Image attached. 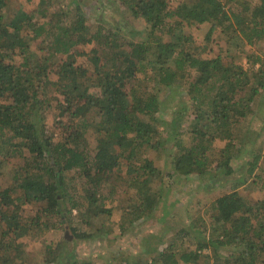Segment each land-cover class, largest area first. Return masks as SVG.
<instances>
[{"label": "trees", "instance_id": "trees-1", "mask_svg": "<svg viewBox=\"0 0 264 264\" xmlns=\"http://www.w3.org/2000/svg\"><path fill=\"white\" fill-rule=\"evenodd\" d=\"M13 1L0 0V166L8 163L7 156L26 153L6 185L0 181V213L4 215L3 209L7 213L0 220L10 231L7 239L4 231L0 236V264H26L15 238L34 228L45 231L42 216H56L58 223H67L72 241L93 238L94 234L72 224L71 208L78 204L72 201L66 209L60 201L71 198L64 182L72 170L76 178H86L90 184L89 206L84 214L107 220L112 208L104 202L112 198L114 188L104 191L105 185L113 169L121 164L119 157L124 158L127 173L134 174L136 189L130 196L132 205L125 206L116 227L122 235L136 222L149 218L163 193L152 184L161 178V171L146 152L166 151L164 144L171 140L176 151L169 157L168 185L174 177L203 175L209 167L208 151L216 140H221L224 145L218 150L214 170L232 181L229 191L215 198L211 223L193 221L198 226L193 238L189 239V228L183 227L151 258L143 261L137 251L122 253L113 261L109 251L104 264H264V194L258 200L249 199L253 190L264 192L260 163L263 153L255 148L264 138L242 143V134L234 128L249 115L264 112L260 97L264 96V57L259 54L264 47L247 53L242 50L244 38L247 45L264 38V0H193L195 3L181 1L175 6L169 0H123L133 16L144 20V28L138 30L127 23L107 21L101 12L98 16L97 6L98 17L88 20L76 2L68 12L62 7L53 10L55 13H50L45 23L42 20L51 12L47 5L51 0H40L31 10L19 7L8 17L6 7ZM193 21L210 22L209 32L221 28L236 47L231 56L242 53L253 66L250 74L242 65L228 63L222 55L203 57L196 51L192 36L177 32L182 22L191 25ZM95 22L98 26L92 25ZM246 29L250 32L245 33ZM133 33H141V41L126 38ZM34 44L42 54L32 49ZM58 55L63 58L53 65L50 59ZM16 57L21 61L17 63ZM78 57L85 59L78 63ZM139 72H144L147 82H154L155 91L148 85L144 89L130 85L134 79L143 80ZM203 87L207 92L202 93ZM159 91L165 92L164 98ZM184 92L187 101L178 97ZM169 98L185 104L173 111L167 122L159 111ZM47 108L60 116L58 123L63 126L61 118H72L70 130L60 141L47 135ZM93 113L98 120L91 117ZM91 128L96 140L93 155L86 134ZM249 133H254L251 128L246 131ZM245 153L248 158L234 166ZM241 165L244 171L233 176ZM3 174L0 171V179ZM214 180L209 185L218 182ZM17 189L24 191L21 202L41 204L40 214L37 212L26 223L18 213L19 197L12 195ZM169 211L165 210L166 214ZM168 216L173 219L170 213ZM107 225L111 227V221ZM168 227L173 229L172 224ZM111 232L116 239L117 230ZM43 247L55 264L76 262L73 250L60 249L52 242Z\"/></svg>", "mask_w": 264, "mask_h": 264}, {"label": "rangeland", "instance_id": "rangeland-1", "mask_svg": "<svg viewBox=\"0 0 264 264\" xmlns=\"http://www.w3.org/2000/svg\"><path fill=\"white\" fill-rule=\"evenodd\" d=\"M122 1L123 0H51L47 4L51 12L43 17L42 22L45 23L46 20L50 19V13H55L52 12L53 10H58L62 7L65 12H68V9L73 8L76 2L80 4L85 13L84 15H86L88 20L94 19L97 15L99 16L101 12L104 18L108 19L107 21L115 20L116 23H119L120 25H123V23H127L131 29H143L145 25L143 23L144 20L133 16V14H131L129 10V7L127 6V10ZM169 1L171 3V6H175L178 2L181 1H186L188 3L193 2V0ZM253 2L257 3L258 0H254ZM38 3H40V0H16L10 2L6 7V14L9 17L12 14L11 11L19 7L25 8L27 10L34 9ZM95 6L98 7L99 12H97L96 16L95 13L97 10H95ZM225 7L228 8V5ZM233 12L239 13V10L234 9ZM5 18H7L6 15ZM231 19H233V16H231ZM7 20L8 19H5L4 21H6L7 23ZM231 21L235 22V19ZM182 23L183 26L181 27V31H179L178 29L177 32H180L186 36L191 35L195 43L196 51L202 52L203 57L222 55L224 60H226L228 63L234 61V63L242 65L243 69L247 70V73H249L250 67L252 65L247 62L245 55H242V53L231 56L233 53H235L236 47L232 42H230L229 39H227V35H225L224 32L221 31V28H216L213 32H209V29L211 27L210 22L203 21L202 23H197L193 21L192 23L194 24L191 25H189L187 22ZM97 24L98 22H95L92 25L98 26ZM101 24L106 23L101 22ZM246 32L249 33L250 29H246L245 33ZM125 36L126 38H128V40L133 39L137 42L141 41V37L143 35L141 33H133ZM241 36L243 37L244 33ZM263 39H255V41L257 42L253 45L249 44V46L245 43L247 42V40L244 38L242 50H244V52L246 53L250 51H258L259 49L264 47ZM86 48H90V45L86 46ZM32 49L39 51V53L42 54V51L39 50L37 44H34ZM259 54L264 57V48L259 50ZM60 58H63V56L58 55L54 57V59L52 58L53 60L50 59V62H52L54 65L57 60H61ZM83 59L85 58L78 57V63L82 62ZM16 60L17 63L21 61L19 57H16ZM257 65L258 64H255L254 66L257 67ZM146 69L150 72V67H147ZM138 76L140 77V79L143 78V80L139 82V80L134 79L130 83L131 86L135 87V85H139L138 88L144 89L146 85H148V88H155L154 82H147V79L144 78V72H139ZM159 92L164 98L166 95L165 92ZM205 92H207V89L203 87L202 93ZM45 94L49 95L50 91H47ZM178 97L181 98L180 100L183 99L184 101H187L188 94L184 92ZM260 97L262 100H264V96H262V94H260ZM166 100L167 99H165L163 101V105L160 106L161 110L159 111V114L164 120L170 122L173 111L183 108L182 106H184L185 103L176 101V98H169L167 101ZM172 104H174V106H172ZM261 104L264 107V102H262ZM44 105H47V103H44ZM45 113L44 123L47 135L51 136L54 141H60L63 135H66L70 130V119L72 118H70L69 116L61 118L62 123L64 124L63 126L62 124L58 123L60 116H56L52 109L47 108ZM262 114L264 115V112H255V114L249 115L245 120L234 127L239 131V133L242 134V143L247 142L250 139L255 140L256 138V140H260L264 138V116H262ZM94 115L95 114L93 113L91 117L95 120H98L96 117H94ZM88 121H90L89 118ZM250 128L254 133L246 134L247 129L250 130ZM257 132L259 133V136ZM86 134L89 141V153L93 155L96 145L95 131L91 128ZM185 139V141H188L187 136L185 137ZM213 145L214 148L211 146L210 150L208 151L209 167L203 175L191 174L187 177H180L179 179H177V177H174L175 180H173V183L171 185H168L169 181L166 173L168 172V170H171L169 157L176 151L173 140L168 141L164 144L166 151H147L146 156L152 159L154 165L161 171V178L156 179L152 184L156 187V189H158V191L161 190L163 195L154 212L149 218L145 219L144 221L136 222L122 235H120L121 233H119L118 227L116 226L117 224L119 225L120 215L123 209H125V206L127 207L128 205H132V202L130 203V196L135 194V191L133 189H136V184L133 181L134 174L127 173L126 160L122 157H119L121 160V164L113 169V172L110 174L109 182L105 185L104 191H107L108 188L113 187L114 193L111 199L108 198L104 202L107 207L112 208V216L110 219H107L108 221L103 220L104 216L101 217V219L104 221V224L101 222V219H98V217L88 218L87 214H84L85 210L89 206L88 204L90 196L89 192L87 191L89 190V182L86 180V178H76L77 173L75 172V170L67 172L64 182V188H66L67 186V192L70 193L71 198L69 199V201H60L66 209H69L72 201L78 204L77 208H71V217L73 219L72 224L74 223L73 226H79L78 228L81 229V231L84 230L87 231V233L94 234L93 238H87L84 240L78 238L72 241V237L70 235L71 227L68 226L67 223H65L64 225L58 223L56 221L58 220L56 216L48 219H45L46 216H42V224L47 225L45 231H40V229L34 228L32 230H27L26 232L19 234V237L17 239L15 238L14 242L21 248V253L24 256L23 258L25 263L55 264L54 260L51 261L48 258L50 254L43 250V246L51 242L55 245L58 244L60 249L63 248L68 251H74V260L76 262H73L72 264H87V262H90V264H104L106 258L108 257L107 253L109 251L110 253L108 254H110L109 256H111L113 261L114 259L119 258V255H122V253H135L137 251H140L143 261L147 258H151L152 255H154L157 251H162L170 243L168 242V239H170L171 241V238L175 236V233L183 227L189 228L188 231L191 232V234L189 235V239L193 238V235L198 231V226H195L194 222L202 225H208V223H211L210 216L213 212V203L215 198L229 191L228 187H230L232 183V181L229 180L228 177L223 176L221 171H218V169L214 170V167L216 166L217 160L220 155V153H218V150L223 147L224 141L216 140ZM168 148H173L172 152H169ZM255 148L257 150L260 149L261 154L263 153L260 163L263 168L261 170H263L264 174V142L260 140ZM25 153L26 151H24L20 156L6 157L8 163H5V166H0V171L4 172L3 176L0 179V181L3 182L2 185H6L7 181L14 176L16 170L19 169L20 165L23 163V156ZM1 156L2 154H0V161L2 159ZM247 158L248 153H245V155L241 157L240 160H235L234 166L242 164V160H245ZM241 171H244L243 165H241L240 169L236 171L233 176L238 175ZM214 179H217L218 182H215L213 185H209V182L215 181ZM166 184L168 185L167 188L164 186ZM162 186L165 187V189L161 188ZM23 192V190L17 189L12 192V195L15 198L19 197V200L17 201V204L20 203V209L18 213L22 215L23 223H26L27 220H32L31 217H35L37 212L40 214L39 208L41 207V204L34 203L32 201L29 203L21 202V199H23ZM263 194V191L253 190L249 193V199H253L254 201L258 200L263 196ZM168 209L170 210L168 213H170L171 218H173L171 220L168 216V213L166 214L165 212V210ZM3 213L4 215L0 213V217L1 215L6 216L7 213L4 209ZM1 221L2 220H0V236L4 231L6 234L3 236L4 238H6L10 235V231L7 232V228H4V226H6L5 222L2 223ZM110 221L112 223V226L108 227L107 224ZM168 223L169 225L172 224L173 229H170V227H168ZM108 230L110 232L108 235L102 233V231ZM112 230H117L116 235L120 238L116 237V239H114V234L113 232H111ZM138 232H141L143 234L141 236L142 239H144L142 245L139 244V239H141V237H138ZM65 237H68L69 239L67 240V238L65 239ZM7 250L9 251V249ZM114 250H116V252H114ZM44 259L50 262H47L45 260V263ZM198 260L202 261L203 256L199 257ZM18 261L20 262L22 260ZM14 264H16V262Z\"/></svg>", "mask_w": 264, "mask_h": 264}]
</instances>
